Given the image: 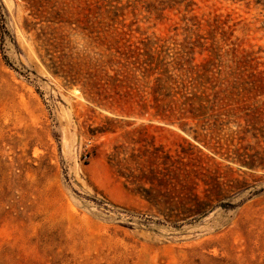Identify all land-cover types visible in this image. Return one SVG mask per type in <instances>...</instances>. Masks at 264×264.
Instances as JSON below:
<instances>
[{
  "label": "rangeland",
  "instance_id": "rangeland-1",
  "mask_svg": "<svg viewBox=\"0 0 264 264\" xmlns=\"http://www.w3.org/2000/svg\"><path fill=\"white\" fill-rule=\"evenodd\" d=\"M0 264H264V0H0Z\"/></svg>",
  "mask_w": 264,
  "mask_h": 264
},
{
  "label": "trees",
  "instance_id": "trees-1",
  "mask_svg": "<svg viewBox=\"0 0 264 264\" xmlns=\"http://www.w3.org/2000/svg\"><path fill=\"white\" fill-rule=\"evenodd\" d=\"M127 60L128 61L130 58H132V56L130 54L126 55ZM120 63V62H119ZM134 63H132L131 65H133ZM123 66H128V65H123ZM171 80V78L167 77L165 78V80H163L162 78H157L156 82H167ZM206 99V100H204ZM154 103L149 105L147 104L145 101L141 100V101H136L135 103H132L128 108L130 109H136L138 108L140 110V115L145 116V115H151L154 118H157L158 115H160L157 111L156 114H151L150 110L151 109H155L157 110L159 108V99H155L154 98ZM207 101L209 102V100L207 98L201 97V96H197V95H193L192 97H184V95L182 96L181 100H171L170 102H168L165 106V111L167 112V118H173L177 115H179V119L182 118H186L185 116H187L186 114H189L190 117H194V113L198 112L201 108H204L202 106V102ZM128 104V101L125 103ZM181 125L185 128L188 123H181ZM196 132V131H195ZM195 138H198L197 136Z\"/></svg>",
  "mask_w": 264,
  "mask_h": 264
}]
</instances>
